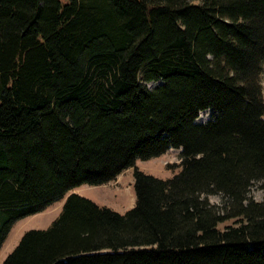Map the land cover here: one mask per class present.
Segmentation results:
<instances>
[{"label":"trees","instance_id":"16d2710c","mask_svg":"<svg viewBox=\"0 0 264 264\" xmlns=\"http://www.w3.org/2000/svg\"><path fill=\"white\" fill-rule=\"evenodd\" d=\"M263 66L264 0H0V249L63 201L2 264H264ZM169 149L124 214L66 196Z\"/></svg>","mask_w":264,"mask_h":264},{"label":"rangeland","instance_id":"374dc122","mask_svg":"<svg viewBox=\"0 0 264 264\" xmlns=\"http://www.w3.org/2000/svg\"><path fill=\"white\" fill-rule=\"evenodd\" d=\"M161 84V82L149 83L147 84V88L152 90ZM261 85L264 97V66ZM205 122H207V116L204 113L200 114L197 123ZM179 153V150L169 149L167 153L157 158H151L146 161L137 160L134 168L121 173L115 181L102 186L82 185L70 191L66 196L69 194H77L93 201L100 207H106L117 213L124 214L126 211L132 209L135 204L133 171L140 170L145 174L159 179H169L180 170L177 167L180 163ZM248 197L255 202H264L263 183H254L252 187H250ZM207 201L211 205L220 207L222 198L220 195H211L207 197ZM62 204L63 201L55 202L49 205L43 212L15 222L6 241L0 249V264H2L4 259L13 251L25 232L31 230H46L49 228L52 222L59 216Z\"/></svg>","mask_w":264,"mask_h":264},{"label":"crops","instance_id":"0c3cea01","mask_svg":"<svg viewBox=\"0 0 264 264\" xmlns=\"http://www.w3.org/2000/svg\"><path fill=\"white\" fill-rule=\"evenodd\" d=\"M120 175H121V174H120ZM120 175H119V176H120ZM119 176H117L116 179H118ZM116 179H115V180H116ZM115 180H114V181H115ZM112 182H113V181H112ZM108 184H109V183H108Z\"/></svg>","mask_w":264,"mask_h":264}]
</instances>
